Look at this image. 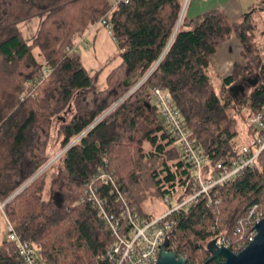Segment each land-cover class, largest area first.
Wrapping results in <instances>:
<instances>
[{
  "label": "trees",
  "instance_id": "obj_1",
  "mask_svg": "<svg viewBox=\"0 0 264 264\" xmlns=\"http://www.w3.org/2000/svg\"><path fill=\"white\" fill-rule=\"evenodd\" d=\"M111 1L0 0V204L17 235L37 249L41 264H110L111 234L85 195L101 172L140 211L133 188L146 164L153 169L162 161L151 177L164 199L179 203L191 195L194 171L152 100L155 88L169 92L214 163L239 156L250 141L241 138L238 123L247 126L258 104L264 105V60L253 41L264 1L237 22L221 10L190 20L188 8L181 20L185 0L120 3L109 25L122 63L100 89L98 74L92 76L73 50L105 18ZM34 18L41 24L29 43L20 26ZM233 38L244 47L245 65L236 62L217 91L212 57ZM246 73L259 82L245 102L247 111L231 121L229 90ZM253 133L250 127L247 134ZM53 141L61 147L56 155ZM95 186L114 202L113 185ZM255 205L264 210V152L254 169L176 214L170 251L188 264H218L208 263V243L220 235L235 242L238 222ZM0 264H23L8 237L0 245Z\"/></svg>",
  "mask_w": 264,
  "mask_h": 264
},
{
  "label": "built area",
  "instance_id": "obj_2",
  "mask_svg": "<svg viewBox=\"0 0 264 264\" xmlns=\"http://www.w3.org/2000/svg\"><path fill=\"white\" fill-rule=\"evenodd\" d=\"M122 2L128 3L129 0H112L111 10L100 22L112 38L109 23L112 14ZM76 50L77 48H74L73 51ZM152 100L170 128L184 159L194 171L192 193L184 201L175 203L165 214L157 218H145L122 188L116 185L111 175L105 172L99 173L96 180H92L93 182L87 185L85 195L111 234L113 241L106 253V259L110 264H156L162 245L170 239L176 228V214L181 210L192 208L203 196L210 198L215 188L232 183L241 178L246 171L254 169L260 155L264 152V105L262 103L258 104L248 120V127H251L254 133L250 142L241 148L239 156L227 163L222 161L214 163L198 147L183 114L176 108L169 92L162 87L155 88L152 91ZM97 181L114 186L112 188V193L115 194L114 202L101 194L100 189L95 186ZM165 201L169 204L173 200L166 197ZM0 212L5 213L1 205ZM263 220L264 210L258 205L252 206L247 216L238 222L236 230L238 239L233 242L224 235H220L215 238L217 245L230 249L236 254L244 251L255 241L258 235L257 225ZM6 224L8 239L17 246L23 264H41L37 249L17 235L15 226L8 218H6ZM168 250L170 251V247Z\"/></svg>",
  "mask_w": 264,
  "mask_h": 264
},
{
  "label": "rangeland",
  "instance_id": "obj_3",
  "mask_svg": "<svg viewBox=\"0 0 264 264\" xmlns=\"http://www.w3.org/2000/svg\"><path fill=\"white\" fill-rule=\"evenodd\" d=\"M189 2L190 0H185L184 15L186 14V10L188 8ZM242 2L244 3V5L246 3H251V4L257 3L258 4L260 3V0H242ZM254 21H255L254 24L256 25V31L254 33L253 41L254 43H256V48L258 50L257 54L261 57L262 60H264V34H263L264 33V12L257 13ZM20 28L22 29V31H24L25 33L24 35H26L25 37L28 39L29 38V22L22 24ZM235 40L237 39L235 38ZM116 47L120 54V50L117 45ZM243 49L244 47L242 46L241 43H239L238 40L232 41V42L229 41V42H226L225 45H222L217 50L216 54L212 57V67L210 70V76L212 79L213 86L217 91H219L220 89L221 80L230 76L233 73L234 65L236 62H239L240 64L245 65V61L242 58ZM243 79L254 81L256 79V74L255 73H253L252 75L248 73L240 74L235 84H239ZM246 83L248 84V82ZM245 89H246L245 90L246 93L243 97L239 94L230 92V94L233 97V101H234V107L228 113L229 119L231 121L235 120L238 122L240 120L239 114L241 112L247 111L245 108V102L249 98V96L252 94L253 87L250 85V86H247ZM248 129H249L248 125L246 126L244 123H241V122L238 123V131L241 135V138L244 139L246 142L250 141L252 137V135L249 136L247 134ZM54 136H56V132ZM54 143L55 141H53V145L51 146V154L56 155L59 153L61 147L59 143H55V144ZM61 154L58 155V158L61 156ZM161 163L162 161H156L153 169L151 168L150 164L144 165L142 172L138 176L139 177L138 182L133 188L134 197L136 201L138 202V205L140 206L142 214L145 218H150V219L157 218L165 214L170 209V207H173L176 203L174 200L169 204L166 203L163 196L158 192L156 184L152 180V177H151L152 171L157 169ZM57 171L58 170L56 168L55 170H53L52 174H56ZM1 214L6 222L5 216L3 215V213ZM5 222L0 218V245L6 242L7 237H8V228Z\"/></svg>",
  "mask_w": 264,
  "mask_h": 264
},
{
  "label": "crops",
  "instance_id": "obj_4",
  "mask_svg": "<svg viewBox=\"0 0 264 264\" xmlns=\"http://www.w3.org/2000/svg\"><path fill=\"white\" fill-rule=\"evenodd\" d=\"M256 5L257 3L244 5L242 0H191L188 5L187 18L194 20L204 14L221 10L227 13L232 22H237L245 12ZM40 24V18L29 21V38L25 37L29 43L37 34ZM22 32L25 34L24 31ZM232 41L237 40L233 38L230 42ZM75 45L82 57L84 67L92 76L98 74L100 89L106 88L108 75L122 63L117 44L109 35L108 30L100 23L92 25L85 35L76 41ZM34 55L40 64L45 63V58L38 48L34 49Z\"/></svg>",
  "mask_w": 264,
  "mask_h": 264
},
{
  "label": "water",
  "instance_id": "obj_5",
  "mask_svg": "<svg viewBox=\"0 0 264 264\" xmlns=\"http://www.w3.org/2000/svg\"><path fill=\"white\" fill-rule=\"evenodd\" d=\"M184 13L185 9L182 13L181 20L183 19ZM247 82L249 86L251 85L254 88L257 86L259 79L257 78L254 81L248 80ZM239 85H241L244 91L246 90V87H244L245 85L243 86V84L239 83L234 84L229 91L231 93H235V90L240 87ZM69 148H67L65 151H67ZM65 151L63 153H65ZM55 160L46 166L40 172V174L44 172ZM3 206L4 205H2V207ZM3 215L7 218L5 213H3ZM257 231L258 235L255 241L251 243L244 251L238 254L232 252L230 249L219 247L217 245V239L211 240L207 246L208 253L211 255L208 263L217 261L218 264H264V220L257 225ZM169 247L170 239H167L161 247L160 257L156 264H188L186 259L173 252H170L168 250Z\"/></svg>",
  "mask_w": 264,
  "mask_h": 264
},
{
  "label": "flooded vegetation",
  "instance_id": "obj_6",
  "mask_svg": "<svg viewBox=\"0 0 264 264\" xmlns=\"http://www.w3.org/2000/svg\"><path fill=\"white\" fill-rule=\"evenodd\" d=\"M248 80H245V79H243L241 82H240V84H243V86L244 87H247V86H249L246 82H247ZM240 87L238 88V89H236L235 90V94H239V95H241L242 97L245 95V91L243 90V88L241 87V85H239Z\"/></svg>",
  "mask_w": 264,
  "mask_h": 264
},
{
  "label": "bare ground",
  "instance_id": "obj_7",
  "mask_svg": "<svg viewBox=\"0 0 264 264\" xmlns=\"http://www.w3.org/2000/svg\"><path fill=\"white\" fill-rule=\"evenodd\" d=\"M49 164H50V163H49ZM49 164H48V165H49ZM50 166H51V165H50Z\"/></svg>",
  "mask_w": 264,
  "mask_h": 264
}]
</instances>
